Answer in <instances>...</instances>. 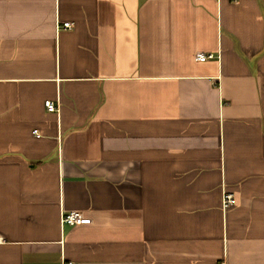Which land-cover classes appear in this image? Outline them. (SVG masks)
<instances>
[{"label": "crops", "instance_id": "1", "mask_svg": "<svg viewBox=\"0 0 264 264\" xmlns=\"http://www.w3.org/2000/svg\"><path fill=\"white\" fill-rule=\"evenodd\" d=\"M0 235V264H264V0H0Z\"/></svg>", "mask_w": 264, "mask_h": 264}, {"label": "built area", "instance_id": "2", "mask_svg": "<svg viewBox=\"0 0 264 264\" xmlns=\"http://www.w3.org/2000/svg\"><path fill=\"white\" fill-rule=\"evenodd\" d=\"M73 22L71 21H66L63 22L62 24L59 22L58 23V28H72ZM214 54L213 53H197L196 59L199 61H205L207 59L213 58ZM45 105L49 111H56L57 107L54 101L52 100H47L45 101ZM37 135H40L38 133V130H34ZM236 202L235 196L230 193V192H225L223 195V208L227 209L230 206H232ZM91 221L90 218L84 217L83 213L78 210L74 211H65L62 214V222L67 223V224H84V223H89ZM4 239L0 235V242H2ZM61 264H75L72 261H62ZM220 264H227L226 262H221Z\"/></svg>", "mask_w": 264, "mask_h": 264}]
</instances>
